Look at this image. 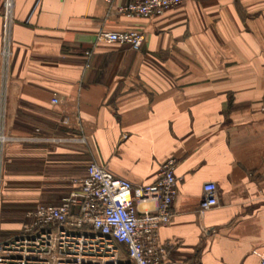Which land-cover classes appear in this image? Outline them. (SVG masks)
<instances>
[{"label": "crops", "instance_id": "1", "mask_svg": "<svg viewBox=\"0 0 264 264\" xmlns=\"http://www.w3.org/2000/svg\"><path fill=\"white\" fill-rule=\"evenodd\" d=\"M134 0H13L12 58L0 56V210L57 205L106 166L133 185L174 160L173 218L159 230L174 264H258L264 251V0H185L151 19ZM0 0V49L3 33ZM139 31L138 51L96 43ZM89 67L84 51L92 50ZM58 103L53 104L52 99ZM218 205L199 213L202 187ZM140 202L136 211H152ZM1 222L0 236L19 233Z\"/></svg>", "mask_w": 264, "mask_h": 264}, {"label": "built area", "instance_id": "2", "mask_svg": "<svg viewBox=\"0 0 264 264\" xmlns=\"http://www.w3.org/2000/svg\"><path fill=\"white\" fill-rule=\"evenodd\" d=\"M113 0H106L109 4ZM185 0H134L116 11L126 17L151 19ZM0 56L7 75L12 58L13 0H5ZM144 35L135 30L100 31L96 43L128 46L138 51ZM92 50L84 51L89 67ZM52 103H58L57 98ZM11 140L0 110V169L5 145ZM174 160L161 165L155 183L133 185L116 177L103 165L92 162L86 176L72 180L70 192L57 205L37 204L24 215L19 233L2 239L0 264H174L159 230L173 218L178 178ZM140 202L154 204L152 211L137 212ZM218 205L217 187L205 183L199 213ZM264 264V251L256 254Z\"/></svg>", "mask_w": 264, "mask_h": 264}, {"label": "trees", "instance_id": "3", "mask_svg": "<svg viewBox=\"0 0 264 264\" xmlns=\"http://www.w3.org/2000/svg\"><path fill=\"white\" fill-rule=\"evenodd\" d=\"M32 208L33 207H31V208H24V209H16V210H13V211L11 210L14 213H8L7 214V218H4V221H12L13 222V221H19L20 218L24 219L25 213L27 211L31 210ZM3 211L4 212L2 213V216H3V214H6L5 213V209ZM9 236H12V234L11 235H8V236H3L2 239H5V238H7Z\"/></svg>", "mask_w": 264, "mask_h": 264}, {"label": "rangeland", "instance_id": "4", "mask_svg": "<svg viewBox=\"0 0 264 264\" xmlns=\"http://www.w3.org/2000/svg\"><path fill=\"white\" fill-rule=\"evenodd\" d=\"M37 204H42V203H37ZM36 204V205H37ZM4 211L3 210H0V214H1V222H3L4 221V218H7V214L8 213H14V212H12L11 210H9V209H5V213L6 214H3V216H2V213H3ZM9 216V215H8ZM23 221H24V219H23ZM23 221L21 222V223H23Z\"/></svg>", "mask_w": 264, "mask_h": 264}]
</instances>
